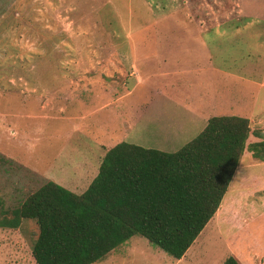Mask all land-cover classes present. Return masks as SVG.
<instances>
[{
    "label": "rangeland",
    "instance_id": "rangeland-1",
    "mask_svg": "<svg viewBox=\"0 0 264 264\" xmlns=\"http://www.w3.org/2000/svg\"><path fill=\"white\" fill-rule=\"evenodd\" d=\"M185 40L226 61H245L237 93L250 130L264 132V0H0V154L16 163H0L4 209L44 180L83 191L92 174L84 172L97 170L103 153L92 136L95 98L86 86L114 75L128 84L127 61H155L163 52L170 60ZM232 90L230 106L242 102H233ZM175 108L167 105L162 128ZM258 140L249 135L247 143ZM134 141L139 136L125 142ZM24 223L17 254L20 264H33L27 255L34 225ZM228 255L264 264V158L246 149L216 211L181 258L133 235L91 264H220Z\"/></svg>",
    "mask_w": 264,
    "mask_h": 264
},
{
    "label": "trees",
    "instance_id": "trees-1",
    "mask_svg": "<svg viewBox=\"0 0 264 264\" xmlns=\"http://www.w3.org/2000/svg\"><path fill=\"white\" fill-rule=\"evenodd\" d=\"M249 135L259 140L247 143ZM244 149L262 160L264 132L234 115L207 118L173 152L118 142L79 194L44 180L21 193L14 210L0 200V226L32 221L36 264H91L133 235L177 260L216 211ZM4 162L15 163L0 154ZM220 264L240 263L228 255Z\"/></svg>",
    "mask_w": 264,
    "mask_h": 264
},
{
    "label": "crops",
    "instance_id": "crops-1",
    "mask_svg": "<svg viewBox=\"0 0 264 264\" xmlns=\"http://www.w3.org/2000/svg\"><path fill=\"white\" fill-rule=\"evenodd\" d=\"M185 41V45L180 44V53L175 52L170 60L163 52L160 55L162 58L155 61H127L130 68L128 84L117 83L118 76L110 75L112 77L109 76L106 80L98 76L93 79L94 85L86 86L88 91L92 90L91 95L95 98L92 136L103 152L118 142L129 139L137 141L138 136L140 143L134 141L137 143L135 145L143 147L146 144V148L173 152L197 135L211 116L245 117L244 96H240L242 102H238L239 105L237 103L240 98L237 86L244 74L245 61H226L221 55L212 56L203 46L197 48V45L194 47L188 40ZM141 56L143 54L140 53L139 57ZM62 78L67 81V77ZM230 86L233 87V92L236 88L238 94L236 100L233 99L237 104L232 105L234 109L231 111L228 109L232 107L231 100L227 102L230 98ZM69 90L66 86L65 98H68ZM34 91L32 88V92ZM169 104L177 108L170 113L162 128L159 122L165 116ZM133 131L138 136L134 137ZM102 155L103 153L101 157ZM98 161L100 162L99 157ZM89 172L92 174L84 189L95 176L96 166L94 169H87L84 178ZM55 183L62 185L58 181ZM64 188L73 193L76 191V188ZM78 192L81 193L82 190ZM20 223L27 224L23 220ZM20 223L17 228H12L16 229V233L12 234L4 232L11 228L0 226L4 229L0 232V241L12 243L0 246V264L21 262L17 254L20 243L24 241L17 231L22 226ZM27 258L32 259L29 254Z\"/></svg>",
    "mask_w": 264,
    "mask_h": 264
}]
</instances>
